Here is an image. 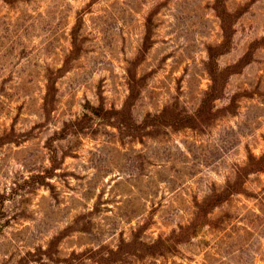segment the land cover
Wrapping results in <instances>:
<instances>
[{
  "label": "rangeland",
  "instance_id": "374dc122",
  "mask_svg": "<svg viewBox=\"0 0 264 264\" xmlns=\"http://www.w3.org/2000/svg\"><path fill=\"white\" fill-rule=\"evenodd\" d=\"M250 154L264 0H0V264H264Z\"/></svg>",
  "mask_w": 264,
  "mask_h": 264
},
{
  "label": "trees",
  "instance_id": "16d2710c",
  "mask_svg": "<svg viewBox=\"0 0 264 264\" xmlns=\"http://www.w3.org/2000/svg\"><path fill=\"white\" fill-rule=\"evenodd\" d=\"M218 73H211V79H212V86H211V90L213 91L212 95L210 96V98H212V101H214L215 99H217V96L215 94V91H217L218 89ZM130 100V99H129ZM175 111V110H174ZM174 116V114H173ZM189 116H183V114L181 113H177L175 114V117L173 118V122L172 124H170L171 122H162V126H175V127H190L189 122H187ZM120 129V128H119ZM264 167V154L260 157H256L254 155H249V159L246 163V166L244 168L245 172H244V176L250 173H254V172H258L260 171L262 168ZM233 187L231 185H227L225 187V189L223 190V193H219V194H215L214 197H218L214 200V206L217 205L218 203H221L223 201H225L226 199H228V197L232 194H234L235 192H238V190L233 189ZM206 213H209V210H206ZM196 224V221H194L191 225ZM181 226V235H184L185 232L186 234H189V229L190 226ZM191 235V232H190ZM139 236V235H138ZM136 235V237H138ZM183 238V236H176L175 233L173 235H171L168 238H163L160 237L159 239H157L155 242L153 243H141L140 246H138L139 248H134L136 247V245H134L135 239L133 238V241L131 243H129L128 246H131L132 248L128 251H123L122 252V248L118 249L117 251H115L114 255L117 254H123L128 256V257H138L141 259H144L146 257H157V256H165L167 254H174L177 249L175 247V245L177 243H179L178 241H181V239ZM134 248V249H133ZM50 250H48L47 252H49ZM51 255V254H49ZM50 258L52 256H49ZM120 263V262H119Z\"/></svg>",
  "mask_w": 264,
  "mask_h": 264
}]
</instances>
